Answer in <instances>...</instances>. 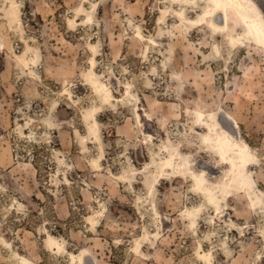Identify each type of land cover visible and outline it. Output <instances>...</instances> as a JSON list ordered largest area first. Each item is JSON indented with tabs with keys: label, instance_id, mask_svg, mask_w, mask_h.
Segmentation results:
<instances>
[{
	"label": "rangeland",
	"instance_id": "374dc122",
	"mask_svg": "<svg viewBox=\"0 0 264 264\" xmlns=\"http://www.w3.org/2000/svg\"><path fill=\"white\" fill-rule=\"evenodd\" d=\"M208 6L0 0V264H80L84 249L85 264H264V201L216 208L193 180L228 179L201 123L215 112L233 129L230 113L264 199V49L233 41V14L212 27Z\"/></svg>",
	"mask_w": 264,
	"mask_h": 264
},
{
	"label": "bare ground",
	"instance_id": "6f19581e",
	"mask_svg": "<svg viewBox=\"0 0 264 264\" xmlns=\"http://www.w3.org/2000/svg\"><path fill=\"white\" fill-rule=\"evenodd\" d=\"M15 4V3H14ZM13 4V5H14ZM163 10V9H162ZM166 10V9H165ZM165 11H162V13ZM168 12V11H167ZM16 13V12H14ZM183 13V12H182ZM12 14V11L11 13ZM164 14V13H163ZM180 14V13H179ZM231 14H233L234 16H237L240 21L242 22L243 26L245 27V31L244 32H240V34L238 35V37L236 36H231L232 39H234L233 41H235V39H239L240 43L245 44L244 42H251L253 44H257L260 47H262L264 49V8H262L257 0H209V6L206 9L204 16L202 15V18H208L210 21V24L212 27L218 29V30H227L229 28V24H230V17ZM184 15V14H183ZM13 16V15H12ZM185 17V16H183ZM182 17V18H183ZM200 17V16H199ZM14 18V17H13ZM91 19V18H90ZM185 19V18H184ZM221 19V20H219ZM89 20V19H88ZM92 20V19H91ZM160 20V19H159ZM162 20V19H161ZM160 20V21H161ZM187 20V19H185ZM206 20V19H205ZM204 20V21H205ZM193 21V20H192ZM191 21V25H193V22L197 21L194 20L193 22ZM202 21V19H201ZM200 21V22H201ZM198 22V21H197ZM206 22V21H205ZM187 23V22H186ZM194 23V24H195ZM203 23V22H202ZM199 24V23H198ZM197 25V24H196ZM230 39V38H229ZM238 41V40H237ZM156 43V42H154ZM236 44V43H235ZM234 44V45H235ZM239 44V43H238ZM238 46V45H236ZM235 46V47H236ZM94 49V48H93ZM92 61V60H91ZM94 63V61H92V64ZM93 72V70H91ZM96 72V71H94ZM91 73V72H90ZM89 73V74H90ZM88 75V74H87ZM93 75V74H91ZM90 75V76H91ZM95 75V73H94ZM93 75V76H94ZM89 77V76H88ZM91 78V77H90ZM89 78V79H90ZM95 78V76H94ZM93 78V79H94ZM88 79V80H89ZM92 79V78H91ZM92 79V80H93ZM90 80V81H92ZM99 80V79H98ZM92 82H94V84L96 85L95 87L98 89V92L102 94L99 96H102L105 100H107V102L109 103V99L111 98L110 92H108V90H105V87L107 88L108 86L106 84H101V86H97L98 83H100V81H96L93 80ZM90 82V83H92ZM93 85V84H92ZM105 85V86H104ZM128 85V84H127ZM126 85V86H127ZM125 86V87H126ZM93 87V86H92ZM104 87V88H103ZM96 91V90H95ZM97 92V91H96ZM130 91H127V93ZM114 96V95H113ZM113 96L111 99H113ZM102 98V99H103ZM116 98V97H115ZM109 100V101H108ZM95 108V107H94ZM97 108V107H96ZM99 109V107H98ZM101 109V108H100ZM99 109V110H100ZM91 110V109H89ZM93 110V108H92ZM91 110V111H92ZM96 109L93 110L92 112V116L93 113ZM102 110V109H101ZM97 112H99L97 110ZM91 113V112H90ZM97 114V113H95ZM94 114V115H95ZM90 115V114H89ZM89 116L88 118L91 117V119L94 120L93 124H91V127L93 129V127L96 126V117L92 118V116ZM206 115V114H205ZM85 116V115H84ZM86 116H88L86 114ZM97 116V115H96ZM200 116H203V113H201ZM212 116V120L211 121H203V126L208 130L207 134L205 135V139L207 144L213 148L215 150V152H217V154L219 155V157L222 158L223 163H226L229 165V171H228V179L215 184V185H211V183L209 182V179L207 177L208 173L206 171L200 172V173H196L194 172V182H195V188L201 192V194L203 193V195H205V197L207 196V198L209 199V202L215 206L216 208H221L223 206L222 202H228L229 200H231L232 198H234L236 196L237 193H245L247 194L249 197H251V200L253 201V204L255 202H260L259 205H262L261 202L264 201L263 196L260 192V190L257 188L256 186V182H255V178H254V171L250 170L251 166L253 164L256 163V157L255 154L251 149V145L247 142L241 139L240 136V130H239V122L237 120V118L235 116H233L230 113H226L225 118L231 122L232 128L230 129L228 128L221 120L220 116H217V113L213 112L211 113ZM210 116V117H211ZM195 117V116H194ZM204 117V116H203ZM87 117H85L86 119ZM203 119V118H202ZM200 119V120H202ZM207 120V119H206ZM87 121V120H86ZM90 121V120H89ZM99 124V123H98ZM97 124V125H98ZM198 125V124H196ZM90 126V125H89ZM99 126V125H98ZM97 126V127H98ZM96 129V127L94 128ZM150 136V135H149ZM92 138V137H91ZM167 138V137H166ZM146 139V137H145ZM95 140V139H94ZM153 140V138H152ZM149 141V140H148ZM147 142V141H146ZM175 143V142H174ZM149 144V143H148ZM206 144V145H207ZM163 145V144H162ZM164 146V145H163ZM171 149V148H169ZM168 149V150H169ZM209 150V149H208ZM254 150V149H253ZM181 151V150H180ZM207 151V150H206ZM183 152V151H182ZM214 152V151H212ZM169 153V151H168ZM153 154V153H152ZM178 154V153H177ZM182 155V154H181ZM257 155V154H256ZM184 156V155H183ZM182 156V157H183ZM190 156V155H189ZM156 158V157H154ZM164 158V157H163ZM162 158V159H163ZM176 155L175 152L172 151V153L163 161V166L162 168L164 169H169L171 170L172 168H174L176 166ZM190 159V158H189ZM258 159V158H257ZM182 160V159H181ZM156 161V159H155ZM184 161V160H183ZM151 162V160H150ZM190 162V160H189ZM154 163V162H153ZM159 163V162H157ZM156 163V164H157ZM185 163V162H184ZM220 163V162H219ZM194 164V163H193ZM153 166V164H152ZM158 167V166H156ZM177 167L181 170V171H185V170H190V168L188 167L187 164H183V163H179L177 164ZM215 167V166H214ZM213 167V168H214ZM177 168V169H178ZM195 168V167H194ZM144 170V169H143ZM147 170V169H146ZM161 170V169H160ZM180 171V172H181ZM226 171V170H225ZM224 171V173H225ZM146 172V171H145ZM161 172V171H160ZM159 172V173H160ZM165 172V171H164ZM136 173V172H135ZM147 173V172H146ZM192 173V172H191ZM184 174V173H183ZM149 175V174H148ZM188 175V174H187ZM224 175V174H223ZM125 176V175H124ZM127 176V175H126ZM151 176V175H150ZM149 176V177H150ZM167 176V175H166ZM164 178H167V177ZM172 176V174H171ZM174 176V174H173ZM176 176V175H175ZM177 176H182V174H179ZM156 177V175H155ZM118 178V177H117ZM129 178V177H128ZM151 178V177H150ZM192 178V177H191ZM145 179V178H144ZM148 179V178H147ZM124 180V179H123ZM131 181V180H130ZM154 181V180H153ZM217 181V180H216ZM219 181V180H218ZM145 181L143 180V183ZM148 182V181H147ZM152 182V180H151ZM145 184H147L145 182ZM151 184V183H150ZM146 186V185H145ZM152 187H155L153 184L150 185ZM150 188V187H149ZM194 188V189H195ZM202 195V196H203ZM204 197V196H203ZM153 202V201H152ZM264 203V202H263ZM209 204V203H208ZM204 205V204H202ZM210 205V206H212ZM255 205V204H254ZM154 206V205H153ZM156 206V205H155ZM227 207V206H226ZM201 208V207H200ZM203 208V207H202ZM214 208V207H213ZM256 208V207H255ZM157 209V207H156ZM155 209V210H156ZM194 209V208H193ZM226 209V208H225ZM190 210V209H188ZM196 210V209H195ZM216 210V209H214ZM194 211V210H193ZM193 211H191L192 213H190L191 215H193ZM199 211V210H198ZM197 211V212H198ZM220 211V210H219ZM158 212V211H157ZM190 212V211H189ZM188 212V213H189ZM195 212V213H197ZM218 212V211H217ZM223 212V211H222ZM264 212V211H263ZM185 213V212H184ZM200 213V211H199ZM158 214V213H157ZM186 214V213H185ZM189 214V215H190ZM190 215V216H191ZM195 216V214L193 215ZM192 217V216H191ZM187 218V217H186ZM190 218V217H188ZM197 218V217H196ZM195 218V219H196ZM191 219V218H190ZM189 219V220H190ZM198 220V219H197ZM196 220V222H197ZM215 220V219H214ZM193 221V220H191ZM195 223V220L194 222ZM192 223V224H193ZM195 224H193V226H195ZM158 234V232H157ZM156 234V235H157ZM159 235V234H158ZM50 239V236H49ZM56 243V242H54ZM201 246V245H200ZM203 246V244H202ZM201 246V247H202ZM140 247V245L138 246ZM205 247V246H204ZM137 248V247H135ZM140 249V248H139ZM138 248L136 250H139ZM205 249V248H204ZM213 249V248H212ZM199 250L200 247H199ZM203 250V249H202ZM213 251V250H212ZM212 251L210 253H212ZM201 252V251H200ZM89 254V251L84 249L82 250V252L79 254V261L80 264H85V258L86 256ZM200 254V253H199ZM212 255V254H211ZM209 253L207 252H201L200 256L201 258H203L204 260H206V262L208 264H212L211 261V256ZM214 257V256H212ZM200 258V257H199ZM214 259V258H213ZM215 261V260H214ZM214 264V263H213Z\"/></svg>",
	"mask_w": 264,
	"mask_h": 264
}]
</instances>
